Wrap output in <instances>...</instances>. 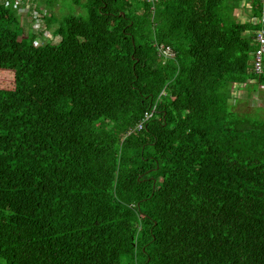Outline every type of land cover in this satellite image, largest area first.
<instances>
[{
  "label": "trees",
  "instance_id": "trees-1",
  "mask_svg": "<svg viewBox=\"0 0 264 264\" xmlns=\"http://www.w3.org/2000/svg\"><path fill=\"white\" fill-rule=\"evenodd\" d=\"M24 1L0 2V264H264V0L243 21L240 0H76L42 44Z\"/></svg>",
  "mask_w": 264,
  "mask_h": 264
},
{
  "label": "rangeland",
  "instance_id": "rangeland-1",
  "mask_svg": "<svg viewBox=\"0 0 264 264\" xmlns=\"http://www.w3.org/2000/svg\"><path fill=\"white\" fill-rule=\"evenodd\" d=\"M40 1L41 2H39V0H25L22 5V8H20L19 10L18 9L16 10L17 22L20 28H23V30H20V29L17 30V33L20 34V36L25 37V30H29V32H32V34L35 36L33 38V43L42 44V43H47V42L53 43L54 41H56L57 40V38L55 37L56 35L51 34L52 33L51 31L56 26V24H58V22L62 20L64 16L70 14L74 16L83 17L84 10L81 5V2H76V0H40ZM45 1L50 2L49 3L51 4L50 8L42 4ZM0 2L8 3V0H0ZM13 2L16 3L17 0H13ZM239 4L240 5H238V7L233 12L235 18L240 19V21L249 19L250 16H247V14L249 13L247 11L249 10V3H245V5L247 4V6L244 7V3H242V0H240ZM33 5H37L39 10H41L42 12L52 13L53 21L49 27H45L44 23L39 19H36L35 21L30 20L28 10L32 9ZM9 77L10 75L7 73L3 76V79L8 80ZM2 86L3 85H0V87ZM260 86L261 85H258V88L260 89L264 88V86H261V87ZM234 93L236 96L240 98H245L246 96V90L243 89V86L236 87L234 89ZM252 93L254 96L256 94L257 95L259 94L258 91H252ZM260 95L261 93L259 94V97ZM231 101H232V98H231ZM251 103L261 106V108L263 107L264 109V99L261 97L257 101L253 99ZM241 104L242 102L238 101L236 108L242 109L243 107ZM246 110H248V108H246Z\"/></svg>",
  "mask_w": 264,
  "mask_h": 264
},
{
  "label": "built area",
  "instance_id": "built-area-1",
  "mask_svg": "<svg viewBox=\"0 0 264 264\" xmlns=\"http://www.w3.org/2000/svg\"><path fill=\"white\" fill-rule=\"evenodd\" d=\"M257 22L260 23V27L255 31L254 39L257 47L252 51V67L256 73L264 77V1L261 2L260 14L257 18ZM148 115V112H144L142 120L146 119ZM140 125L141 124H137V127Z\"/></svg>",
  "mask_w": 264,
  "mask_h": 264
},
{
  "label": "clouds",
  "instance_id": "clouds-1",
  "mask_svg": "<svg viewBox=\"0 0 264 264\" xmlns=\"http://www.w3.org/2000/svg\"><path fill=\"white\" fill-rule=\"evenodd\" d=\"M260 4H261V3H260ZM246 5H247V4H246ZM17 9H18V8H17ZM247 11H248V10H247ZM34 13H35V12H34ZM34 13H33V14H34ZM29 14H30V12H29ZM33 14L29 15V17L31 18V17L33 16ZM257 18H258V17H254V18H252V19H253V21H257ZM259 27H260V23H259ZM259 27H258V28H259ZM258 28H257V29H258ZM257 29H256V30H257ZM263 83H264V82H263Z\"/></svg>",
  "mask_w": 264,
  "mask_h": 264
},
{
  "label": "crops",
  "instance_id": "crops-1",
  "mask_svg": "<svg viewBox=\"0 0 264 264\" xmlns=\"http://www.w3.org/2000/svg\"><path fill=\"white\" fill-rule=\"evenodd\" d=\"M20 8H22V6H21V7H19V8H18V10H19ZM18 14H19V13H18ZM263 27H264V25H263ZM261 86H264V83H262V84H261Z\"/></svg>",
  "mask_w": 264,
  "mask_h": 264
}]
</instances>
